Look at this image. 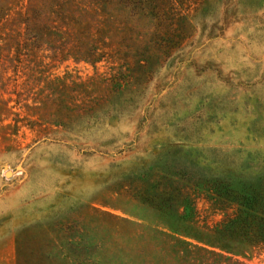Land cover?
<instances>
[{"label": "rangeland", "instance_id": "374dc122", "mask_svg": "<svg viewBox=\"0 0 264 264\" xmlns=\"http://www.w3.org/2000/svg\"><path fill=\"white\" fill-rule=\"evenodd\" d=\"M233 6L218 37L160 46L118 40L102 0H0V264H119L154 238L264 264L214 195L264 197V0Z\"/></svg>", "mask_w": 264, "mask_h": 264}, {"label": "trees", "instance_id": "16d2710c", "mask_svg": "<svg viewBox=\"0 0 264 264\" xmlns=\"http://www.w3.org/2000/svg\"><path fill=\"white\" fill-rule=\"evenodd\" d=\"M237 0H102L103 11L107 14L110 23L109 27L119 25L121 37L114 34L118 40H145L143 43H152L155 45L174 44L177 40L181 42L188 36L187 31L198 28L202 34L209 39L218 37V33L224 29L223 25H218L220 21L226 23L234 14L233 5ZM220 2V4H219ZM117 13L118 16H115ZM221 15V16H220ZM141 25L145 31L141 34L134 32L133 27ZM129 32V33H128ZM136 34V35H135ZM190 35V34H189ZM135 36V37H134ZM120 38V39H119ZM182 49V48H181ZM260 189L252 186L239 188L230 186L223 190L215 191L214 195L220 198L227 196L237 204V210L234 217L228 220L231 228L246 231L244 234L249 238H255L264 244V197ZM194 194L187 193L183 195L184 208L183 218L191 219L194 212ZM186 212H189L188 215ZM226 226V225H225ZM166 241L167 233H160ZM41 239V238H40ZM169 239V238H168ZM254 239V240H255ZM42 241V239H41ZM48 242L47 237L42 242ZM147 243L144 250L133 251L125 262L122 261L121 254L117 261L119 264H183L181 257L184 252L189 253L193 244H187L189 250L177 249L178 243L169 239L165 246L160 248L158 253L154 251L155 242ZM55 246V245H54ZM40 253L39 258L43 255ZM175 257L177 263H174ZM62 259V256L57 255ZM183 258V257H182ZM64 259V258H63ZM82 260V259H79ZM77 261L76 264L91 263L90 260L83 262ZM136 261V263H135ZM187 264V263H185Z\"/></svg>", "mask_w": 264, "mask_h": 264}]
</instances>
